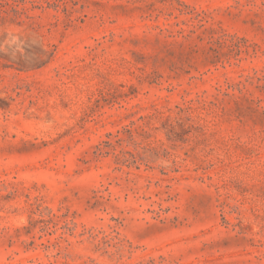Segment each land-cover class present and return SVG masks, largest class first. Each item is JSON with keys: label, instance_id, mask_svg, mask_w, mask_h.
I'll list each match as a JSON object with an SVG mask.
<instances>
[{"label": "rangeland", "instance_id": "rangeland-1", "mask_svg": "<svg viewBox=\"0 0 264 264\" xmlns=\"http://www.w3.org/2000/svg\"><path fill=\"white\" fill-rule=\"evenodd\" d=\"M0 264H264V0H0Z\"/></svg>", "mask_w": 264, "mask_h": 264}]
</instances>
